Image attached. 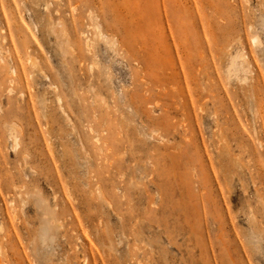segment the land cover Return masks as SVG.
I'll return each mask as SVG.
<instances>
[{
    "label": "rangeland",
    "instance_id": "obj_1",
    "mask_svg": "<svg viewBox=\"0 0 264 264\" xmlns=\"http://www.w3.org/2000/svg\"><path fill=\"white\" fill-rule=\"evenodd\" d=\"M0 264H264V0H0Z\"/></svg>",
    "mask_w": 264,
    "mask_h": 264
},
{
    "label": "bare ground",
    "instance_id": "obj_2",
    "mask_svg": "<svg viewBox=\"0 0 264 264\" xmlns=\"http://www.w3.org/2000/svg\"><path fill=\"white\" fill-rule=\"evenodd\" d=\"M56 24L59 25L60 27H61V25H62L61 22H59V21H57ZM56 24H55V25H56ZM51 26H52V25H51ZM59 26H58V27H59ZM60 27H59V28H60ZM52 30H53V29H52ZM65 31H66V30H65ZM51 32H52V31H51ZM53 32H54L53 34H55V36H56L57 38H58V36H64V34H65L64 31H63L62 29H60L58 33H57V31H56V32L53 31ZM99 33H100V32H99ZM100 34H102V33H100ZM98 35H99V34H98ZM103 36L106 37V35H104V34H103ZM66 37H67V36H66ZM252 41H253V42H256V41H257V37H256V36H252ZM57 45L60 46V41L57 42ZM60 47H61V46H60ZM61 50H63L62 47H61Z\"/></svg>",
    "mask_w": 264,
    "mask_h": 264
}]
</instances>
